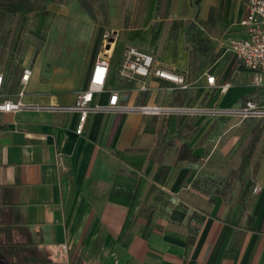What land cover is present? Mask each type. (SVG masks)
Returning <instances> with one entry per match:
<instances>
[{
  "label": "crops",
  "instance_id": "crops-1",
  "mask_svg": "<svg viewBox=\"0 0 264 264\" xmlns=\"http://www.w3.org/2000/svg\"><path fill=\"white\" fill-rule=\"evenodd\" d=\"M246 3L147 0L140 16L113 18L119 57L95 100L118 90L130 106L264 103V74L223 44L244 35ZM128 45L153 52L188 86L121 77ZM25 67L26 85L23 70L16 75L23 102H75L78 91ZM78 122L77 112L0 110V264H264L263 119L131 110L92 113L82 133Z\"/></svg>",
  "mask_w": 264,
  "mask_h": 264
},
{
  "label": "rangeland",
  "instance_id": "rangeland-1",
  "mask_svg": "<svg viewBox=\"0 0 264 264\" xmlns=\"http://www.w3.org/2000/svg\"><path fill=\"white\" fill-rule=\"evenodd\" d=\"M61 1L0 0V73L7 77L6 92L18 91L16 75L25 66L37 68L43 81L65 92H80L90 63L115 41L109 21L140 16L147 0ZM119 52L114 50L113 61Z\"/></svg>",
  "mask_w": 264,
  "mask_h": 264
},
{
  "label": "built area",
  "instance_id": "built-area-1",
  "mask_svg": "<svg viewBox=\"0 0 264 264\" xmlns=\"http://www.w3.org/2000/svg\"><path fill=\"white\" fill-rule=\"evenodd\" d=\"M239 23L243 27L245 32L244 35L228 37L223 40V44L229 51L237 56L242 65L261 76L264 74V0H247L246 12ZM106 35L108 36V34ZM109 47L110 43L106 44L105 51L98 54L94 60L88 78V86L78 93L74 103H26L22 101L25 90L21 89L18 91L19 99H0V110L17 111L28 109L46 112H77L79 113V122L76 128L77 133H82L90 114L100 111L117 113L137 110L146 113H175L187 116L207 115L212 117H230L240 121L248 118H260L264 120V103H258L251 99L246 100L243 104L238 106H209L198 104H143L130 106L120 102V92L118 90H111L108 102L104 104L99 103L95 100V95L106 89L111 65V55L114 52V48L108 50ZM118 71L121 77L134 79L136 76L145 78L154 76L173 81L182 87L188 86L182 74L158 64L153 52L140 49L134 45L125 47L120 59ZM31 75V68L25 67L21 75V83L26 85ZM260 76L257 79L259 82L262 81ZM233 80L234 77L231 74L219 85L221 96L225 95L230 90L233 86ZM6 81V75L0 73V98L4 95ZM207 81L210 85L217 86L215 75L208 74ZM140 88H148L145 80ZM260 188L261 185L257 183L254 187V191L257 192Z\"/></svg>",
  "mask_w": 264,
  "mask_h": 264
},
{
  "label": "trees",
  "instance_id": "trees-1",
  "mask_svg": "<svg viewBox=\"0 0 264 264\" xmlns=\"http://www.w3.org/2000/svg\"><path fill=\"white\" fill-rule=\"evenodd\" d=\"M55 1H58V2H63V1H61V0H55ZM197 1H199V0H197ZM255 148H256V145L254 144L253 145V148H252V150H251V152H250V157L249 158H251L252 156H253V154H254V150H255Z\"/></svg>",
  "mask_w": 264,
  "mask_h": 264
},
{
  "label": "bare ground",
  "instance_id": "bare-ground-1",
  "mask_svg": "<svg viewBox=\"0 0 264 264\" xmlns=\"http://www.w3.org/2000/svg\"><path fill=\"white\" fill-rule=\"evenodd\" d=\"M110 47H111V44H110ZM110 47H109V48H110Z\"/></svg>",
  "mask_w": 264,
  "mask_h": 264
},
{
  "label": "water",
  "instance_id": "water-1",
  "mask_svg": "<svg viewBox=\"0 0 264 264\" xmlns=\"http://www.w3.org/2000/svg\"><path fill=\"white\" fill-rule=\"evenodd\" d=\"M113 39V38H112Z\"/></svg>",
  "mask_w": 264,
  "mask_h": 264
}]
</instances>
